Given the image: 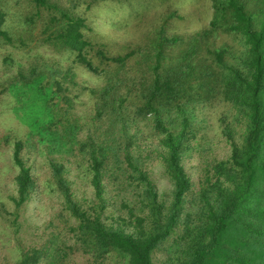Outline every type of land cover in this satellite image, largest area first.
I'll return each instance as SVG.
<instances>
[{"label": "trees", "instance_id": "16d2710c", "mask_svg": "<svg viewBox=\"0 0 264 264\" xmlns=\"http://www.w3.org/2000/svg\"><path fill=\"white\" fill-rule=\"evenodd\" d=\"M104 1L130 0H0V49L23 56L0 53V101L38 84L58 98L60 117L41 132L68 145L90 188L77 196L65 164L45 157L60 209L46 238L18 240L15 264H78L80 256L83 264H264V0H207L208 23L185 32L172 28L185 18L180 0H138L163 12L138 42L114 48L93 38L78 10ZM67 58L99 83L79 81L60 64ZM84 95L83 116L74 108ZM199 106L222 108L228 151L204 161L195 184L183 160ZM0 142H10L16 168L4 210L18 233L36 187L23 157L34 143L9 133ZM152 160L166 191L149 175Z\"/></svg>", "mask_w": 264, "mask_h": 264}, {"label": "rangeland", "instance_id": "374dc122", "mask_svg": "<svg viewBox=\"0 0 264 264\" xmlns=\"http://www.w3.org/2000/svg\"><path fill=\"white\" fill-rule=\"evenodd\" d=\"M144 5L145 3H140L138 0L104 1L90 9H85L82 6L78 10L83 13L92 27L90 33L93 38L98 41H106L114 48L127 44L128 41L138 42L163 12L161 5H151L143 9ZM208 5L207 0L176 2L178 12L185 18L175 22L172 26L173 30L177 32L194 31L206 25L210 18ZM38 49L43 52L42 49ZM5 51H12L15 57L23 58L21 52L14 48L0 49V53ZM60 64L64 68L71 66L72 71L77 73V79L86 85L92 86L99 83L96 76L80 66H75L71 62V58L61 60ZM72 91L75 94V88ZM59 107L60 100L53 98L49 90L40 89L39 84L32 88L22 87L17 94L4 97L0 101V138L9 133L11 139H27L34 143L30 150H24L23 157L27 159L36 186L30 201L20 212L21 226L19 232L15 233L10 223L13 216L7 215L5 210L11 209L8 195H14L15 192L16 168L11 162L10 142L7 144L0 142V264H15L20 256L18 240L28 246L39 242L41 238H46L49 230L44 231V225L57 217L60 200H58L53 186L48 184L50 176L45 157L58 158L65 164V177L77 196L90 195V188L86 185V178L80 169V161L67 150L66 146L68 145L59 146L52 142V136H46L41 132L48 123L60 117ZM89 110L88 97L85 95L79 97L74 111L84 116ZM221 111L220 106L195 108V119L192 122L193 137L189 138L191 149L186 151L183 160L185 170L195 184L201 174V168L205 164L204 161L213 156L222 158L227 155V146L220 135L219 116ZM41 137L43 140H40ZM149 140L151 139H147V141ZM147 168L159 192L166 191L169 183L162 175L161 167L157 162L152 160L148 163ZM194 188H197V185ZM111 195H108V213L115 215L118 205L115 202L116 199L110 197ZM161 257L162 254L159 253L158 258ZM75 261H78V264H83L87 259L80 256L75 258ZM101 264L116 263L107 258Z\"/></svg>", "mask_w": 264, "mask_h": 264}]
</instances>
